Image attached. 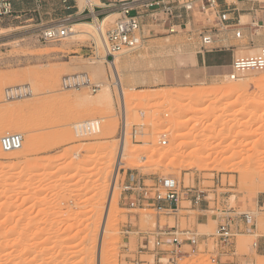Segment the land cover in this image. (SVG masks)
Segmentation results:
<instances>
[{
    "label": "rangeland",
    "instance_id": "1",
    "mask_svg": "<svg viewBox=\"0 0 264 264\" xmlns=\"http://www.w3.org/2000/svg\"><path fill=\"white\" fill-rule=\"evenodd\" d=\"M184 1L167 0L175 8L172 17L179 19L178 22L159 10L154 16L143 14L141 45L119 54L117 58L116 66L126 98L135 95L139 98L135 102L137 104L131 106L133 110L129 114L133 115L126 134L130 147L137 151L118 168L114 184L116 202H112L109 208L107 221L108 224L112 221V226L104 236L107 243L102 245V249L108 247L111 251L102 264H131L134 256L130 252L135 249V238H126L122 231L129 224L149 229L158 220L152 210H128L123 205L121 186L130 174L145 179L170 177L180 185L199 186L208 194L210 210L226 204L239 211L251 212L256 228L252 233L241 232L235 236V250L239 256L248 258V264H264V255H258L254 248L256 239L264 236V192L257 193L253 188L240 186L239 173L221 169L218 162L205 165L202 161L204 168L201 162V167L197 162L191 168L187 165L192 161L195 148L192 143L198 141L203 144L206 138L205 143L217 144L222 141L220 148H227L226 145L231 144V150L226 151L225 156L246 145L243 157L254 153L255 144L261 148L260 151H264V71L247 70L237 74L234 79H229L225 73L205 78L200 68L193 64L194 56L202 52L201 36L208 31L223 33L224 30L215 25L211 7L203 10L192 0V8L185 10L180 7ZM41 4H46L42 10V20L38 12L31 9L21 12L14 9L16 13L13 17L0 19V136L19 132L24 140L31 135L40 142L38 150L25 156L20 152L14 156L5 155L6 152L0 148V204L5 203L0 211V227L2 225L4 231L10 230L9 236H0V243L3 241L7 245L0 248V264H87L84 260L88 264H96V253L93 252L98 248L112 183V180L104 182V179L108 171L112 170L113 174L116 167V160L103 159L104 154L108 155V150L103 149L118 143L124 135L119 97L110 83V68L106 63L101 67L106 71L111 85L113 116L106 117V113L100 110L104 106L78 104L80 101L74 97L85 94L93 99L99 87L95 92L87 88L64 89L61 78L65 79V74L87 72L91 82L97 81L90 70L98 65L95 58L97 52L102 56L104 51L100 46L94 50V40L90 36H83L78 41L62 39L53 43L40 42L36 36L38 27L41 23L54 22L56 16L53 12L59 7L57 0H41ZM111 12L116 10H109L106 14ZM106 14L99 16L98 20ZM80 21L93 20L70 19L68 24ZM114 21L105 22L104 29L107 30ZM170 25H176L174 32L169 31ZM240 40L236 39L237 42ZM256 51L248 49L242 56L255 54ZM51 76L55 78L56 85L49 83ZM227 81L238 85L233 95L229 94L228 97L210 94L198 100L187 95L204 87L218 91ZM27 83L35 87L33 95L7 101V87ZM173 91L183 93L176 97L177 93ZM88 107L91 110L82 111L78 118H74L75 113ZM92 120L99 122L101 132L86 136L75 134V124ZM109 120L112 129L106 128ZM172 124L181 126H178V133H181L178 140H170L176 134L172 131ZM113 129L112 136H104ZM228 130L233 132L231 136L226 133ZM62 131L71 132L72 138H54L55 133ZM248 131L254 134L248 135ZM161 134L166 136V145L159 142ZM261 135L263 140L258 141ZM211 136L213 138L210 139ZM240 144L245 146L241 147ZM168 149L177 155L175 159L161 158L159 153ZM50 161L56 165L49 176L44 167ZM34 169H38V172L35 173ZM206 203L189 209V202L183 200L179 213L168 218L160 216V224L168 222L173 225L178 222L181 228L193 226L198 233L212 234L216 227L212 212L197 210L206 209ZM5 206H9L7 211ZM23 227L29 228V231ZM127 244L128 252L125 250ZM90 250L95 255H91ZM141 259L146 261L144 264H154L152 255L144 254ZM240 260L242 264L245 263L243 258ZM180 264L211 263L207 254H197L184 258Z\"/></svg>",
    "mask_w": 264,
    "mask_h": 264
},
{
    "label": "built area",
    "instance_id": "2",
    "mask_svg": "<svg viewBox=\"0 0 264 264\" xmlns=\"http://www.w3.org/2000/svg\"><path fill=\"white\" fill-rule=\"evenodd\" d=\"M15 0H0V19L13 17L16 11L13 3ZM40 3L41 0H35ZM66 0H63L65 2ZM212 3L213 0H212ZM108 10H116L118 17L106 30L104 38L105 59L113 60L116 54L124 51L134 50L142 42L143 14L150 16L157 15L158 8L161 12L172 17L175 8L167 0H115L104 6ZM185 10L192 8V0H185L180 4ZM68 20L66 17L61 20L41 23L37 29V39L43 43L59 42L68 35ZM219 22V20H218ZM170 32L175 31V25H170ZM236 38L241 37V31L234 32ZM214 41L213 34L209 31L201 36V51H209ZM94 48V47H93ZM94 50H96L94 48ZM247 70L264 71V45L260 46L255 54L238 56L231 63V72L228 74L231 79L241 72ZM64 88H87L95 92L97 84L91 83L87 74L80 73L75 77L68 78L63 82ZM22 95L20 90L14 93L7 91L6 97ZM99 122L86 121L73 126L78 136L94 135ZM23 137L19 133H5L0 136V148L7 152L21 148ZM160 144L166 145L165 134L160 136ZM205 190L199 186L180 185L179 182L170 177H151L148 179L139 175L130 174L121 186V198L123 205L128 210H152L157 215V222L152 228L140 229L138 226L125 227L123 236L135 238V249L130 253L134 256L131 264H144L141 256L152 255L154 264H180V261L191 255L207 254L211 264H237L235 259L242 258L235 250L234 238L237 234L252 233L255 228V221L252 213L239 211L234 207H216L211 210ZM187 200L189 209L198 208L202 203L207 204L203 211L212 212L216 222L212 234H201L192 227L181 228L167 222L160 224L159 217L175 216L183 208L181 202ZM262 249L254 243L255 251L260 249L264 255V236H262ZM128 243V242H127ZM187 246L188 249H183ZM211 246V248H210ZM128 252V244L125 246Z\"/></svg>",
    "mask_w": 264,
    "mask_h": 264
},
{
    "label": "bare ground",
    "instance_id": "3",
    "mask_svg": "<svg viewBox=\"0 0 264 264\" xmlns=\"http://www.w3.org/2000/svg\"><path fill=\"white\" fill-rule=\"evenodd\" d=\"M77 3H78V8H80V9H83V7H85V6H88L90 9H92V6L93 5H101L102 4L98 0H77ZM116 16H117V12H111V13H108L105 16H103V18L100 21L98 20L97 17L94 16V19H93L92 22H90V21L74 22V23L68 25V30H69L68 31V35L64 39H70V40L78 41L83 36H90L94 40V48L97 49L100 46L103 49L104 38H105V33H106V30L104 29V24H105V22H112V21H114V19H116L115 18ZM103 51H104V49H103ZM124 52H126V51H124ZM118 55L119 54H116L114 56V59L111 60V61H109L110 59H107V60L105 59V53H104V55L100 56V55H98V52H97V55H96L95 58H96V60L98 59V65L96 66V69H92L90 71H91L92 76L94 77V79L97 80L94 83L97 84V86L99 87L98 93L95 95V97L93 99H89L87 97V95H85V94H77V95L74 96L76 99H78L80 101L78 104H82V105L86 104L88 106H99V107L100 106H104V109H100V110H102L103 113L104 112L106 113V117L107 118L108 117H111V116H113V113H112L113 112L112 111L113 110V98H112L113 94H112V90H111V87H110L111 85L109 84V82L111 81L110 83L115 88L114 92H116L117 95H118V97H119L118 98L119 99V106H120V111H121V116H122L121 124H122V132L124 133V135L121 136V138H120V140H119L118 143L113 144V145L112 144L111 145H108V146L104 147V149H103V150H105V148H106L108 150V155H105L104 154L105 152H104L103 153L104 154V156H103L104 158L103 157L102 158L105 159V160H107V158H109L107 161H111V160L112 161L113 160L115 161L116 160V167H115L114 173L112 174V170H109L108 171L107 178L104 179V182H109L110 180H112V183H111V187H110V191H109L108 201H107V204H106V207H105V215H104V218H103V221H102V224H101L100 236H99V240H98V248H97V251L96 252H93V253H96V264H102V260H104L105 258H107L108 255L110 254V251H111V248H108V247H106L105 249H102V245L104 243H107V240H106V242H104V239H105L104 236H106L107 232L109 230H111L110 227L112 226L111 225L112 224V221H111V224H108L109 222H107V221H108V217H109L108 215H110L109 208H110L112 202H116V197H115V193H114V190H115L114 189L115 188V185L114 184H115V180H116V177H117L116 175H117V172H118V168L120 167L121 164L123 165L125 163V160H128L137 151V149H135V148L132 149L133 147L132 148L130 147V140L127 137V135H128L127 133H128V124L130 123V118H132L131 115H133V113L132 114H129L131 112V110H133V108L131 109V106L133 107V103H135L139 98H136V95L135 96L132 95L133 97L126 98L127 96L125 95V89H124L123 83H122V81H121V79L119 77L120 75H119V72H118V68L116 66V62H117ZM104 63L108 64L109 65V68H110L109 72H110V77H111L112 80L110 79L109 82H108V76H106V71L103 69V67H101V65L104 64ZM84 73L87 74V72H84ZM76 75H80V73H77L76 72V73H71V74H65L64 75L65 79L64 78H61V81L64 82V80H67L68 78L75 77ZM87 76H88V74H87ZM226 76L229 79H231L230 76H228V75H226ZM48 81H49V83L51 85H56V80H55V78L53 76L49 77ZM91 83H93V82H91ZM237 86L238 85H236L235 83H232V82L229 83V81H227V83H225L221 87V89L218 90V91H216L212 87H204V88L199 89L195 93H191L190 95H189V93H187V95L190 96V97L192 96V98L195 97V99L205 98V97H207L210 94H215V95L216 94H220V95H223V96H227L228 97L229 94L231 95L232 92L234 93V90H236ZM70 89L71 90H77V88H66V90H70ZM15 90H20L22 92V95L21 96H19V95L15 96L13 94L12 97L11 96L8 97V100L7 101H9L11 99H21V98H24V97L27 98L28 96L30 97L31 95H33L35 93V87L32 88L30 86V84H28V83L27 84H20V85H14V86H11V87H7V91H9V92L14 93ZM7 91H5V94H6ZM173 93H175V94L177 93V95H175V94L174 95L176 97L177 96L180 97V95L183 92L173 91ZM179 93H181V94H179ZM168 94H169V92H168ZM168 94L166 96H168ZM183 95H185V94H183ZM190 97H189V99H191ZM69 98L67 97L66 99H69ZM140 99H141V101H143V98L140 97ZM135 104H137V103H135ZM135 104H134V108H135ZM139 106H141V105H139ZM83 109L84 110L78 111L77 113L74 112L75 113L74 118H78L81 115V112L82 111L83 112H88L89 110H91L89 107L88 108H83ZM94 121H97V120H94ZM174 122L177 124V121H174ZM171 123H172V121H171ZM176 124H172L173 125V128H172L173 130L172 131L176 132V134H174L175 136L171 137L170 140H173V138H174V140H176V139L178 140V138H180L179 136H180L181 133H178V132H179V128L181 126L180 125H177L176 126ZM172 125H171V127H172ZM178 126H180V127H178ZM111 127H112V123L109 120L107 122V124H106V128H111ZM95 128L96 129H95L94 132H101V129L99 127V123H98L97 127H95ZM166 130H168V129H166ZM231 130L234 131L233 129H231ZM3 132H1V133H3ZM198 132H199V130H198ZM226 133H230L229 135L231 136V134L233 132H231L230 130H228V132H226ZM226 133H225V135H226ZM236 133H238V132H236ZM251 133H253V132H251ZM251 133L249 132V134L248 133H246V134L251 135ZM112 134H114V129L111 130V131H109L108 133L106 132V135H104V136L105 137H110V136H112ZM54 135H55L54 138H59V139L61 138L62 140H68V139H71L72 138L71 132H69V131L58 132V133H55ZM230 136H228V137H230ZM262 136L263 135L260 136V138L258 139V141H262L263 140V137ZM209 138L211 139L213 137L211 136ZM206 139H208V138H206ZM206 139L204 140L205 142H206ZM224 139H226V138L224 137ZM224 139H222V140H224ZM220 140H221V138H220ZM173 142L174 141H172V143ZM197 142L194 143V144L192 142H190V143H192V147H193V145H195L194 146L195 148L193 149V155H192L193 158L191 157L192 161L187 164L188 166H190V168L192 166H194L196 162H197V164H199L201 162L202 163V167H203V162L202 161H204L206 163V164L204 163L205 165H207V163L210 164V162H218L217 164H219L222 167L221 169H224L225 171H232V172H238L239 173V176H240L239 177L240 178V181H239L240 183L239 184H240V186H244V187L248 186L246 188H249L250 187L251 189L253 188L257 193L258 192H264V151H260L261 148L259 149L258 148L259 146H257V144H255L256 146L254 148V153L252 155H249L247 157H243V154L242 153H244V151H246L245 150V147L247 146V145L245 146V144L244 145L243 144L242 145L240 144L241 147H244L245 146L244 148H240V146H238L240 149H238L236 151H233L234 153L233 152L232 153H229V154H232V155L225 156L224 154H226L227 152H229V150H231V148H229L231 146V144L226 145L227 148L224 146L225 147V149H224V147L222 148V146L220 148V145H221V142L222 141L218 142L217 144L216 143L213 144L211 142H208V143H205L204 142L203 144L202 143L200 144V142H198V143ZM183 143H180V144H183ZM210 143L213 144V145H211ZM260 143H262V142H260ZM39 144H40L39 140L35 136H31L30 135V136H28L26 138V140L22 141V145H21V148L20 149H18L17 151L16 150L7 151L5 153V155L7 154V155H13L14 156L15 153L20 152V153L24 154V156H25V155H27L29 153H34L36 150H38L37 148H38ZM203 145H205V150L203 149L204 148ZM236 146H233V148L236 147ZM142 150H143V148H142ZM184 153H186V152H184ZM188 153H190V152H188ZM160 154H161V158H164V159H165V157L166 158L167 157H172L173 159H175L177 157L176 154H173V150L172 149L171 150L168 149L167 151H162V153H159V155ZM190 154H192V153H190ZM186 155H188V154H186ZM107 156H109V157H107ZM168 159L170 160V158H168ZM34 163H32V164L35 165ZM201 163H200V167H201ZM138 164L139 163H137V165ZM54 165H56V164H54L52 161L48 162L45 165L44 171H45V173L47 175L50 176V174H52L53 169H54ZM141 165H139V166H141ZM34 172L35 173L38 172V169H34ZM111 175H112V177H110ZM31 176H33V175H31ZM3 203L0 204L1 205L0 206V211L3 210L2 207H4V205H5V203L4 204ZM2 204H3V206H2ZM8 207L9 206H5V208H7V209H5L6 211L8 210ZM1 217H2V215H1ZM10 217H12V216H10ZM7 218L10 219L9 217H7ZM8 219L6 220V222L8 221ZM1 221H3V220H1ZM4 221H5V219H4ZM3 223L4 222H2V224ZM1 228H2V225L0 227V236L5 237V236H9L10 235L9 234L10 230H7L8 231L7 232V231H4ZM15 228H14V230H16ZM6 229H7V227H6ZM28 229H25V231L26 230L29 231ZM12 231H13V229H12ZM11 236H12V234H11ZM23 236H24V234H23ZM6 244H9V243L6 242ZM3 245L5 247L7 246V245H5V243H3V241H1V243H0V248L1 249L4 248ZM23 249H24V247H23ZM93 253L91 251V255H95ZM87 255H86V258L89 259L87 257ZM1 259H3V258L1 257ZM83 259H84V257H83ZM91 259L92 258L90 257V260ZM93 260H94V258H93ZM84 262H86L88 264L87 261L84 260Z\"/></svg>",
    "mask_w": 264,
    "mask_h": 264
},
{
    "label": "crops",
    "instance_id": "4",
    "mask_svg": "<svg viewBox=\"0 0 264 264\" xmlns=\"http://www.w3.org/2000/svg\"><path fill=\"white\" fill-rule=\"evenodd\" d=\"M57 1L59 7L53 12V15L56 16L55 21L66 17L69 20H93L94 16L99 18V16L109 12L104 6L108 5L110 1L115 0H98L102 3L101 5H93L92 9L85 6L82 10L78 8L76 0ZM193 2H195L198 8L201 7L203 10L211 7L212 10L210 11L213 12L215 25L224 30L223 33H212L214 38L211 44L212 49L198 52L201 55L196 54L194 56L193 64L200 68L205 78L219 76L221 73H225L224 75L229 74L231 72V63L235 58L244 55L248 49H258L264 45V36H262L264 34V0H213L214 3H212V0H194ZM13 7L20 12L25 10L30 11V9L33 12H38L42 20L44 15L42 10L45 9L46 4L37 3L35 0H15ZM157 10L161 12V8ZM172 19L173 21L175 19L177 22L179 20L175 17H172ZM238 29L241 31L240 38H236L234 35V32ZM236 39L241 40L237 42ZM197 210L202 212L204 209ZM168 217L170 216L166 218ZM175 222H177V219H175ZM176 225L179 226L178 222ZM189 227L194 228L193 226ZM256 241L262 249V237L257 238ZM184 247L187 246H183V249ZM256 253L263 255L260 249H257ZM242 258L245 261L243 264H248V258L245 256ZM235 262L242 264L240 258L235 259Z\"/></svg>",
    "mask_w": 264,
    "mask_h": 264
}]
</instances>
